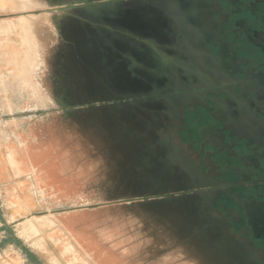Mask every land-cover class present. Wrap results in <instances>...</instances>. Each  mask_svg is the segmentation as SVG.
I'll list each match as a JSON object with an SVG mask.
<instances>
[{
    "label": "flooded vegetation",
    "instance_id": "obj_1",
    "mask_svg": "<svg viewBox=\"0 0 264 264\" xmlns=\"http://www.w3.org/2000/svg\"><path fill=\"white\" fill-rule=\"evenodd\" d=\"M68 2L84 7L46 17L57 112L106 121L134 164L126 194L194 188L141 202L176 207L202 255L264 264V0L30 4Z\"/></svg>",
    "mask_w": 264,
    "mask_h": 264
},
{
    "label": "rangeland",
    "instance_id": "obj_2",
    "mask_svg": "<svg viewBox=\"0 0 264 264\" xmlns=\"http://www.w3.org/2000/svg\"><path fill=\"white\" fill-rule=\"evenodd\" d=\"M17 4L0 0V15L18 13ZM46 17H28L39 62L31 81L18 74L27 50L23 19L0 18V264H216L184 240L176 207L121 201L132 197L126 180L134 164L103 118L57 112L49 97L56 69L45 60L57 34ZM46 146L49 159L37 151ZM106 180L109 190L99 191ZM89 203L101 205L80 207Z\"/></svg>",
    "mask_w": 264,
    "mask_h": 264
},
{
    "label": "water",
    "instance_id": "obj_3",
    "mask_svg": "<svg viewBox=\"0 0 264 264\" xmlns=\"http://www.w3.org/2000/svg\"><path fill=\"white\" fill-rule=\"evenodd\" d=\"M109 1V0H108ZM75 7H84V5L78 4V5H74L72 2H68L65 6L59 4V3H50L45 7H38V8H31V9H21L18 13H14V14H2L0 15V18H4V17H11L14 15H22V16H37L40 14H45V15H51V14H55L57 16V14H59L61 11L63 10H67V9H72ZM106 102L109 101H99V102H88L86 104L80 105L79 107H91L94 105H102ZM61 109H64L63 106H61ZM195 191L194 188H190V189H184V190H180V191H175V192H166V193H155V194H142V195H132V197H124L121 201L126 202L127 204H130L131 202H135V201H152V200H162L165 197H169V196H174L177 194H186V193H191ZM101 203H89V204H84L80 207H84V208H95L100 206Z\"/></svg>",
    "mask_w": 264,
    "mask_h": 264
},
{
    "label": "bare ground",
    "instance_id": "obj_4",
    "mask_svg": "<svg viewBox=\"0 0 264 264\" xmlns=\"http://www.w3.org/2000/svg\"><path fill=\"white\" fill-rule=\"evenodd\" d=\"M15 1L18 2L17 8H21L22 10L23 9H25V10L26 9H31V7H32L31 4H28V3L26 4L24 0H15ZM2 6H3V8H1V9L8 8V6H4V5H2ZM11 8H13V7H11ZM11 18H22L23 19V25L22 26L24 27V31H23L24 35L27 37V44H26V49L27 50H24V55H23V57H21L22 67H21L20 71L18 72V74L23 80L31 81V79H30L31 70H34L38 66L39 62H37V54H36L35 42H34V39H33L32 35L30 34L29 28H28V20L29 19H28L27 16H22V15L11 16ZM26 53H27V55H26ZM25 63H27V66H28V70H27L26 74H24V65H25ZM21 140L22 139L20 138L19 141H21ZM27 151H28V148H27ZM33 151H36V150H33ZM37 151H45L46 154L49 153L48 146H46V148H43V149H40V150H37ZM46 154H45L44 157H46ZM10 156H11V154H10ZM43 158L41 160H42V162H45L46 159H43ZM47 158L49 159V154H48ZM41 160L39 161V163H36V164H37V166L39 164V166L44 167L46 164H41ZM13 161H14V159H13ZM49 168L51 169V172H52L51 174H53L55 172L53 168H55V167L53 165H49ZM52 176H54V175H52ZM52 215H53V213H50V216H52ZM32 217H35V216H32ZM32 217H29V218H32ZM35 218H38V217H35ZM45 222H46V224L49 225L51 223V220L49 218H47L45 220ZM70 236H73V235L71 234ZM68 240H70V239H68ZM77 252H78V250H77ZM79 255H80V253H79ZM70 258H71V256H70ZM72 258H74V257H72ZM72 261H73V259H72ZM68 264H70V263H68Z\"/></svg>",
    "mask_w": 264,
    "mask_h": 264
}]
</instances>
